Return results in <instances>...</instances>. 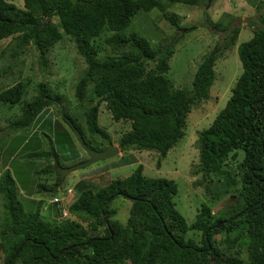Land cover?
<instances>
[{"label":"trees","instance_id":"1","mask_svg":"<svg viewBox=\"0 0 264 264\" xmlns=\"http://www.w3.org/2000/svg\"><path fill=\"white\" fill-rule=\"evenodd\" d=\"M247 2L259 9L264 0ZM171 3L198 6L206 0H21L19 6L0 0V39H15L9 56L31 45L44 64L47 50L63 34L69 36L85 66L73 91L79 107H85L78 112L84 124L63 111L61 118L72 122L87 146L93 133L104 143L97 134L106 136L97 124L103 104L112 120L129 122L117 139L120 152L153 151L162 158L184 135L188 113L209 98L215 61L239 32L229 21L212 22L216 31L228 30L227 39L203 56L189 87H174L165 75L169 61L178 39L194 26L180 27L179 15L166 11ZM153 8L172 28L171 35L152 44L134 31L122 34L132 16ZM249 24L251 36L236 46L241 70L230 94L209 124L196 132L192 173L200 175L194 184L203 188L210 204L201 203L193 220L186 222L174 207L176 183L144 176L136 164L129 175L98 189L87 180L76 181L67 215L44 216L40 211L48 208H41L42 200L29 195L31 201L24 206L14 178L3 169L0 264H264V13ZM5 46L0 56L10 48ZM99 51L107 53L100 58ZM37 90L35 98L22 101L20 116L8 124L11 132L29 127L43 107L61 97L43 84ZM22 94L20 81L1 87L0 105H15ZM22 141L21 147L29 143ZM24 156L42 157L45 163L38 170L43 178L54 179L49 186L37 182L29 194L56 192L61 181L57 154L41 150ZM117 196L130 202L124 222L109 206ZM211 204L223 208L216 212ZM187 231L198 232L199 238H185Z\"/></svg>","mask_w":264,"mask_h":264},{"label":"rangeland","instance_id":"2","mask_svg":"<svg viewBox=\"0 0 264 264\" xmlns=\"http://www.w3.org/2000/svg\"><path fill=\"white\" fill-rule=\"evenodd\" d=\"M7 1L16 6L21 5V0ZM247 1L210 0L207 3L206 0L205 4L198 6L182 3L169 4L166 11H172L179 15L180 27L194 26L189 31H179L185 34H182L175 44L174 54L169 61V69L165 75L174 87H189L195 68L203 56L214 44H220L224 39H227L226 33L228 30L216 31L210 25L212 22L220 20L225 25L229 21L231 28L235 26L239 28L235 43L223 49L215 61L213 66L214 80L209 89V98L188 113L184 135L168 150L164 157L159 158L158 154L153 151L130 149L125 153L123 152V154L118 152L112 157L72 169L63 175L56 192L42 190L37 195L31 193L32 196L42 197V209L51 196L61 195L66 187H74V183L81 175L88 177L87 182L92 186L94 185V189H98L110 179L122 178L128 175L135 167V162L136 164H142L144 176L163 177L176 183L177 192L173 196L174 207L186 222L189 223L193 220L196 209L201 203L210 204L209 196L204 194L203 188L194 184V180L199 178L200 175L192 173L194 166L197 165L196 132L209 124L217 110L224 105L225 100L228 98L230 88L241 70L236 54V46L251 36L249 21L257 19L259 12L264 13V2L259 9H255ZM223 13L226 14L223 15ZM132 31L141 34L152 44H155L161 37L171 35L173 32L155 8L147 12L138 11L132 16L129 25L123 30L122 34ZM106 35H101L99 41ZM14 40L11 37L0 39V51L2 48L7 47L5 45L10 46L0 56V88L20 81L23 84V94L19 103L15 105H0V148H2L0 172L2 167L10 172L18 188V199L25 206L31 201L29 185H33L40 178H43L44 175H41L42 170L39 171L38 169L45 163L42 157L31 160L25 159V153L40 152L41 150L44 152L54 151L59 160V164H57L61 167L73 165L88 157L87 153L78 145L73 131L67 125L69 123L66 118H61V112L63 111L76 122L84 124L83 118L78 112L85 107L83 105L79 107L73 91L85 66L82 58L75 51L73 41L65 34H63L61 40L47 50L44 64L39 61L37 51L31 45L26 46L22 53L15 57L9 56L10 50L14 46ZM106 53V51H99L98 57L101 58ZM40 84L48 88L49 92L60 94V99L43 107L29 127L20 130V133L14 132L13 136L7 137L6 133L11 134L8 124L20 116L22 101H30L35 98L39 93L37 88ZM97 124L99 130L104 131L114 145H117L120 134L129 129L128 121L112 120L103 104H100L98 109ZM28 134H30L29 143L25 147H21L22 139ZM97 134L99 133L97 132ZM94 135V133L89 135L91 141L88 140V147L91 149L101 146L98 138ZM8 141L10 142L8 143ZM14 146L17 148L16 151H13ZM157 159H159L158 166H156ZM42 182L44 181L42 180ZM227 199L223 201V204L229 200L232 201L233 197ZM129 204V200L121 196L115 197L110 202L109 206L116 208L114 217L120 222L125 221ZM211 206L216 212L221 211L223 208L214 204H211ZM47 207L50 212L46 208L48 212L41 210V214L47 216L49 213V216L56 217L55 206L49 204ZM219 235H216V238ZM220 236L222 237V235ZM187 237L197 240L199 233L187 231L185 238ZM242 250L240 249L241 255L244 256Z\"/></svg>","mask_w":264,"mask_h":264},{"label":"water","instance_id":"3","mask_svg":"<svg viewBox=\"0 0 264 264\" xmlns=\"http://www.w3.org/2000/svg\"><path fill=\"white\" fill-rule=\"evenodd\" d=\"M209 1L210 0H207V3ZM66 120L69 123V125L71 126V129L75 135V138L77 140L78 145L80 146V148L84 152L87 153L88 157L81 162H77L73 165L66 166V167H61L60 165L55 163V169L59 172L60 178H62L66 172H68L72 169H75L77 167H83V166L90 165L95 161L112 157L118 153V147L116 145H114L107 137L100 135V134H99V136L104 141L105 147L101 150L89 148L87 146L86 142L83 140V138H82L80 132L77 130V128L72 124V122L68 118H66ZM220 224H221V222L218 223L216 226H219Z\"/></svg>","mask_w":264,"mask_h":264},{"label":"built area","instance_id":"4","mask_svg":"<svg viewBox=\"0 0 264 264\" xmlns=\"http://www.w3.org/2000/svg\"><path fill=\"white\" fill-rule=\"evenodd\" d=\"M74 192L72 188H66L64 193L61 196H52L49 199V203L56 205L58 208V211L60 212V215L62 217L67 215V207L70 200L69 198L73 196Z\"/></svg>","mask_w":264,"mask_h":264},{"label":"crops","instance_id":"5","mask_svg":"<svg viewBox=\"0 0 264 264\" xmlns=\"http://www.w3.org/2000/svg\"><path fill=\"white\" fill-rule=\"evenodd\" d=\"M7 127V126H6ZM14 132H11V134L10 133H6V135H7V137H9V136H13L14 134H13ZM31 134V133H30ZM30 134H28L27 136H25V138H24V141H22L23 143H25V142H27L28 141V139H29V137H30ZM21 145H22V143H20ZM127 151H129V150H127ZM136 151H138V150H136ZM142 151H144V150H142ZM126 152V151H125ZM124 152V153H125ZM122 154H123V152H121ZM121 154V155H122ZM131 162V161H130ZM129 162V163H130ZM138 164H140V163H138ZM135 165H136V162H135ZM141 166H142V164H141ZM4 169V167H2V170ZM1 170V171H2ZM142 171H143V167H142ZM130 174V173H129ZM128 174V175H129ZM127 176V175H126ZM84 177H86V176H84V175H81V177L79 178V179H77V181H79V180H82V179H84V180H87L88 181V177H86V178H84ZM125 177V176H124ZM117 178H120V177H117ZM123 178V177H122ZM113 179H115V178H113ZM42 180L44 181L43 183H45V185L47 186V185H49V184H51L53 181H52V177L51 176H49V177H46V178H40L39 179V183L40 182H42ZM111 180V179H110ZM109 180V181H110ZM108 181V182H109ZM89 183V182H88ZM37 182H35V183H33V185H30L29 187L31 188L30 190H32V192L34 191V189H36L37 187ZM94 186V185H93ZM70 187H72L73 188V186H70ZM74 189V188H73ZM75 190V189H74ZM34 194V193H33ZM32 196V194L30 195V197ZM38 198V197H37Z\"/></svg>","mask_w":264,"mask_h":264},{"label":"clouds","instance_id":"6","mask_svg":"<svg viewBox=\"0 0 264 264\" xmlns=\"http://www.w3.org/2000/svg\"><path fill=\"white\" fill-rule=\"evenodd\" d=\"M71 127V126H70ZM100 134V133H99ZM101 135V134H100ZM100 137V136H99ZM106 137V136H105ZM109 139V138H108ZM117 146V145H116ZM118 152H120L119 151V149H118ZM62 178H60V180H61ZM59 185V184H58ZM66 188H72V187H66ZM66 188H64L63 189V191H62V193H61V195L64 193V191H65V189ZM58 189V188H57ZM72 190H73V192H74V194H73V196L71 197V199H70V201H69V204H68V206L72 203V201L75 199V190L72 188ZM61 195H53V196H61ZM32 197V196H31ZM52 197V196H51ZM37 199H41V200H43L42 199V197H38ZM49 204H51V203H49V202H46V205L43 207V209H45V208H48L47 206L49 205ZM51 205H53V206H55V210H56V213H57V216L56 217H58V218H62V216L60 215V212L58 211V208L56 207V205H54V204H51ZM49 209V208H48ZM67 211H68V207H67ZM49 212H50V209H49ZM51 217H52V215H50ZM65 217V216H64ZM190 223V222H189Z\"/></svg>","mask_w":264,"mask_h":264},{"label":"flooded vegetation","instance_id":"7","mask_svg":"<svg viewBox=\"0 0 264 264\" xmlns=\"http://www.w3.org/2000/svg\"><path fill=\"white\" fill-rule=\"evenodd\" d=\"M102 140V139H101ZM103 141V140H102ZM104 142V141H103ZM101 144V146L99 145V149H96V150H101V149H103L104 147H105V143H100Z\"/></svg>","mask_w":264,"mask_h":264}]
</instances>
